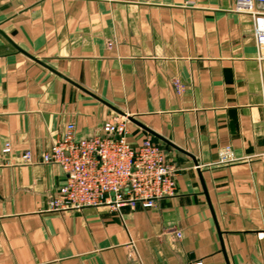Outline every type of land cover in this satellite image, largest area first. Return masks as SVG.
Here are the masks:
<instances>
[{
  "label": "crops",
  "instance_id": "crops-1",
  "mask_svg": "<svg viewBox=\"0 0 264 264\" xmlns=\"http://www.w3.org/2000/svg\"><path fill=\"white\" fill-rule=\"evenodd\" d=\"M234 4L0 0V264H264V59ZM117 109L131 143L162 146L175 194L50 211L65 173L43 153Z\"/></svg>",
  "mask_w": 264,
  "mask_h": 264
},
{
  "label": "built area",
  "instance_id": "built-area-1",
  "mask_svg": "<svg viewBox=\"0 0 264 264\" xmlns=\"http://www.w3.org/2000/svg\"><path fill=\"white\" fill-rule=\"evenodd\" d=\"M234 8L251 14L257 56L264 59V0H235ZM128 120L124 115H112L98 132L89 136H78L75 124L67 125L62 137L43 153L44 163L58 164L65 173L64 182L49 197L50 211L67 212L101 205L115 209L126 205L151 208L157 200L175 194L176 170L166 160L164 149L149 137L138 146L131 143ZM11 151L7 142L3 152ZM22 157L31 161L32 152L26 150ZM235 160L229 146L219 150L218 162ZM191 264L203 262L197 259Z\"/></svg>",
  "mask_w": 264,
  "mask_h": 264
},
{
  "label": "water",
  "instance_id": "water-1",
  "mask_svg": "<svg viewBox=\"0 0 264 264\" xmlns=\"http://www.w3.org/2000/svg\"><path fill=\"white\" fill-rule=\"evenodd\" d=\"M117 111H119L122 115L127 116L129 119H133L134 120V118L131 117L130 115H128L126 112H123V111L118 110V109H117Z\"/></svg>",
  "mask_w": 264,
  "mask_h": 264
}]
</instances>
